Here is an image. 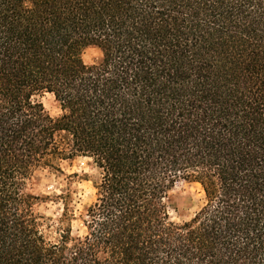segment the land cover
Segmentation results:
<instances>
[{"label": "trees", "instance_id": "obj_1", "mask_svg": "<svg viewBox=\"0 0 264 264\" xmlns=\"http://www.w3.org/2000/svg\"><path fill=\"white\" fill-rule=\"evenodd\" d=\"M79 157L73 235L29 182ZM0 264H264V0H0Z\"/></svg>", "mask_w": 264, "mask_h": 264}, {"label": "rangeland", "instance_id": "obj_2", "mask_svg": "<svg viewBox=\"0 0 264 264\" xmlns=\"http://www.w3.org/2000/svg\"><path fill=\"white\" fill-rule=\"evenodd\" d=\"M85 64H92L100 58L97 48L89 47L82 55ZM46 112L53 118L59 116L58 103L51 94L37 96ZM98 171L88 158H76L60 164V170L38 169L29 182V190L39 197L36 211L45 217L57 220L62 216L64 204L74 211L71 221L72 234L80 230L78 217L95 198L94 184ZM168 213L171 220L181 222L190 219L202 204V192L198 184L177 182L168 193Z\"/></svg>", "mask_w": 264, "mask_h": 264}]
</instances>
